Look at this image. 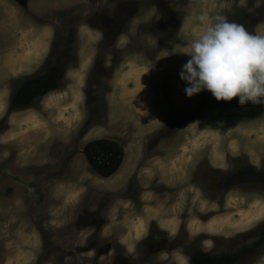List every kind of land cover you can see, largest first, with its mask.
<instances>
[{
  "label": "rangeland",
  "instance_id": "1",
  "mask_svg": "<svg viewBox=\"0 0 264 264\" xmlns=\"http://www.w3.org/2000/svg\"><path fill=\"white\" fill-rule=\"evenodd\" d=\"M164 4L181 17L179 28L169 38L166 36L169 33L154 25ZM125 6L127 10L131 7V13L124 16L127 20L120 18V24L125 21L126 28L113 42L121 57L113 66L112 76L107 82L104 80L108 89L90 94L89 99H85L83 93L88 78L85 69L95 57L101 38L100 31L89 22L88 26L78 28V50L86 53L85 63L81 71H69L72 81L69 90L46 96L45 105L39 111L27 109L9 113L6 110L11 79H21L41 65L50 50L54 32L64 40L66 30L72 26L70 19L78 22L84 19L85 13L88 12L90 18L89 13L96 11H104L108 17ZM28 7L40 19H48L50 25L27 19V10L9 0H0V264H107L110 255L98 256L95 260L94 251H74L68 236L77 238L74 228L79 209H97L102 201L101 214L107 222L101 228V238L110 242L115 239L127 249L125 251L133 253L137 249L143 252L145 239L155 224L169 234L173 231L175 235L183 234L185 247L180 252L185 256L193 247L209 249L212 244H223L226 235L228 238L249 233L260 224L264 218L263 201L232 190L226 195L227 202L222 203V192L210 190L211 177H216L202 172L208 170V164L225 170L233 164V156H248L255 163L264 160V114L254 119L235 120L198 107L197 99H202L205 91L188 97L185 88L189 85L180 78V72L190 58L184 54L188 45L206 26L198 19L200 15L207 12L213 22L216 16L222 15L238 24L242 17L254 20L259 14V24L249 27L253 34H264V0H245L244 6L240 5V0H29ZM4 15L10 20L6 22ZM66 22L69 23L66 25ZM9 28H13L12 35L7 34ZM156 43L167 44L161 52L166 56L162 61L166 62L157 68V58L149 62L145 57V48H152ZM103 48L111 64L112 55L108 51L113 45ZM164 81L173 88L170 95L178 100L183 117L176 122L177 130L167 133L172 139L160 146L163 152L153 155V149L149 153L144 147L148 136L145 133L148 129L162 127L166 105L158 106L162 110L158 121V115H153L154 123L147 118L150 108L157 111V107L151 106L156 98L154 87ZM67 94L71 96L70 102ZM100 94L108 96V122L102 121L105 110L90 111L98 104ZM93 99L95 101L89 103ZM6 115L3 125H8L9 129L1 132ZM194 115H199L200 119H188ZM117 118L121 123L115 125ZM86 121L87 137L114 139L111 135L120 134L122 140L119 138V141L129 139L122 168L108 177L94 173L84 157L76 154L85 143H76L69 150H65L64 145H53L60 136L74 137ZM144 155L152 157L146 159ZM129 185L139 193V204L123 199ZM250 198V203L242 202ZM69 224L71 234L66 231ZM248 235L245 245L257 249L258 237ZM175 238L171 235V239ZM85 239L86 236L78 238L79 243L84 245ZM205 241L212 243L208 246ZM71 248L72 255H69ZM180 252H173L169 262L174 259L175 263L184 264ZM254 252L248 264H264V256L260 258L259 251L258 255Z\"/></svg>",
  "mask_w": 264,
  "mask_h": 264
},
{
  "label": "flooded vegetation",
  "instance_id": "2",
  "mask_svg": "<svg viewBox=\"0 0 264 264\" xmlns=\"http://www.w3.org/2000/svg\"><path fill=\"white\" fill-rule=\"evenodd\" d=\"M9 1L13 2L21 9L27 10V19L29 18L36 22L45 21L44 24H49L50 21L48 19H40L35 11L29 9V0ZM134 3H137V1ZM130 8L127 10V7L125 6L119 10L117 9L115 14L108 17H106L104 11H101L100 13L96 11V13L92 15L89 13L90 18H88V12L85 13L84 19L78 20V22H75L74 19V21L70 19L72 26L66 30L67 34L65 35L64 40L60 39L58 32H54L50 50L45 55L41 65H38L36 69L28 71L27 75H22L23 77L21 79L18 78L15 79V81H13L14 78L11 79L8 86L9 97H7L6 110L8 109L9 113H20L27 109L39 111L42 105H45L44 98L46 96L61 91L62 93H65L67 90H69L68 87L72 84V81H70V77L68 76L69 71L71 69L81 71V68L85 63L84 57L86 56V53H79L78 50L80 43V39H78V28L81 29L82 25L88 26L89 22L90 25H93V28L100 31L101 38L99 39L98 45L96 46L97 53H95V57H93L92 61L85 69L86 76H88V78L86 81L87 85L83 93L85 95V99H89L90 94L95 92L103 93V89H108V86L105 85L104 80L106 79L107 82L108 78L112 76L114 70L113 66L119 62L121 57L120 53H118L119 49L115 48V43L113 42H115L116 37H118L122 31H125L126 23L125 21H122V24H120V18L121 16L124 17L129 15L131 13ZM136 8L137 7H135V10ZM166 8L167 6L164 4L162 10H159L158 21L154 25L158 30L169 33L166 35L168 36L167 38H169L172 36L173 32L179 28L181 17H179L176 12L174 13L172 9ZM3 17L6 22L7 19L10 20L8 15H4ZM123 19L127 20V17H124ZM240 20L241 21L238 24L243 25L246 30H248L250 33H253L252 27L249 26L253 23H255V25L259 24V14H257L254 20L249 16L242 17ZM67 23L69 22H66V25ZM13 28H9V32L7 34L12 35L11 30H13ZM112 45L113 49L108 51V54L110 53L109 55H112V61L110 64L106 60L107 56L103 52V47H112ZM166 46V43H156L152 48H145V57L148 58L149 62L151 61V58H157V66L154 65L156 68L162 67V63L166 62L162 61V59L166 56L161 55V52L165 51V48H167ZM166 51L168 52L169 50ZM109 88L112 90V86H109ZM154 88L155 91L153 93L155 94L156 98L153 99V103L151 102V106L152 108L157 107V111L150 108V117L147 119H150L151 122L154 123L155 117L153 115H158V121L159 116H162V110H160L158 106L165 104L166 109H164L165 111L163 116L164 122L162 127H159L158 129L157 127L148 129V133L146 132L145 135L148 134L149 137L147 136L145 139L144 147L149 153L153 149V155H160L158 152H163L160 150V146L165 145L168 140L171 141V134L167 133L169 131L177 130L176 122L178 119L183 117V112L180 111L181 109L178 100L173 99L172 95H170L173 91V88H169L166 81L163 83L160 82V84ZM77 91L80 93L82 90L78 89ZM204 91L205 93L202 95L203 98L197 99L198 107L200 106L202 108L212 109L222 118H232L235 120L254 119L255 117H259L264 114V103L253 105L251 102H249L244 106H240L238 103V98L233 99L230 102L217 101L209 91ZM144 92L147 91L144 90ZM150 96L151 99L154 97L152 94ZM164 96H166L165 100ZM67 99L68 102L71 101V96L69 94H67ZM162 99L165 101L164 103L161 102ZM93 101L95 100L93 99L91 102H88L92 103ZM96 101L98 104L95 108L90 109V111L98 109L95 112L97 113L101 112V110H105V118L102 121L105 120V122H108L110 117L108 96L103 97L100 94V98ZM65 105H71V103H65ZM98 105L100 106L99 108H97ZM115 116L116 115H114V117ZM6 118L7 115L2 120L3 127L1 132H6L9 129L8 125H3V122L6 120ZM120 118L122 120L124 116ZM190 118L196 120L200 119L199 115L188 117V119ZM60 120L61 119L58 121ZM119 121V118H117V120L114 119V124L117 125L121 123ZM128 121L132 120L129 119ZM130 125L135 126V123H130ZM121 127L122 126H119V128ZM87 132L88 124L86 121L74 137H70V135L60 136L55 139L53 145H64L65 150H69V148L73 145H76V143L78 145H80V142L85 143L83 148H77L78 150L76 154H80L82 157H84L89 169L103 177H108L109 175L119 171L120 168H122L124 161L123 159L126 157V145L127 142H129V139L125 137L123 138V141L126 140V142L119 141L118 139H121L122 137L120 134L111 135L114 137V139L103 137L91 138L87 137ZM132 132L135 133L132 135L134 137L136 135L134 128L132 129ZM74 155L70 156L69 161L74 157ZM150 157L152 156H145L146 159H149ZM232 159L233 164L226 167L225 170H222L223 167H212L207 161H205L208 164V170H204L202 172L204 173L203 175L210 173L214 174L216 179L219 178L216 180L215 178L211 177L212 181L210 184V190H213L214 193L219 194L222 192L221 195L224 196L223 199H220L222 203L224 201L227 202L226 195L232 190L240 191L246 194L248 193L252 197L257 198L259 202H264V160H260L255 163L250 161L248 156L244 155H239L236 157L233 156ZM62 166H59L58 168H61ZM140 167L141 166H139V168ZM140 170L143 172V168ZM134 174L135 176H133L135 179L138 172ZM205 178L208 179V176ZM116 196L119 197V193H117ZM138 196H140L139 193L136 192L133 187H130V185L122 195L123 199L133 201V203H138ZM111 198H113V195ZM250 201L251 198L250 200H242V202L246 204L250 203ZM102 202L97 204V209H91L90 207H81V209H79L76 219L77 221L75 223L77 227L74 228V230H76L74 233L77 234V238L74 239V235H68L71 237L70 244L72 245L71 247L74 249V251H94L96 256L95 260H97L98 256L108 254L110 255V257H108L110 261L107 264H178L175 263L174 259L172 263L169 262V260L171 259L170 256L173 252H180L185 247L184 240L181 238L183 237V234L179 232L178 235H175L176 238L173 240L171 239V235L166 230L157 227V224H155L156 226L153 227V230L150 231L146 237V245L143 252L137 249L135 253L132 251H129V253L125 251L126 248L115 241V239H113L111 242L108 239H102L100 236V231L107 222L106 217L104 216L103 218L101 214L103 209ZM71 227V224L67 225L66 227V231L70 234L72 233ZM91 228H93L92 231L89 230ZM247 234H249L248 236L255 235L256 238L258 237V243H256V246L257 244L259 246L257 249L253 246L252 248L251 246L247 248V245H245L247 242ZM84 236H86V242L83 245L79 243L81 241L78 240V238ZM177 236L181 238L180 241ZM185 236H188L187 232L185 233ZM227 236L228 235L223 237V244L219 243L217 246L212 244L209 249L193 247L192 249H189L190 251L188 250L189 254L187 253L186 256L181 252L179 255L185 259L184 264H248V262L254 257V251H257V255L259 251L258 256L260 258L264 256V218L261 220L260 224H258L253 230H250L249 233L246 232L244 234H236L234 236L229 235L228 238ZM72 248L69 252H67V254L72 255ZM161 253H166L167 258H162Z\"/></svg>",
  "mask_w": 264,
  "mask_h": 264
},
{
  "label": "clouds",
  "instance_id": "3",
  "mask_svg": "<svg viewBox=\"0 0 264 264\" xmlns=\"http://www.w3.org/2000/svg\"><path fill=\"white\" fill-rule=\"evenodd\" d=\"M240 5L244 6L245 0H240ZM198 19L206 26L188 45L184 54L190 58L180 72L189 85L187 96L207 90L217 101L238 98L240 106L264 103V34L250 33L222 15L213 22L204 12ZM204 243L210 246L212 242ZM161 256L167 258L166 253Z\"/></svg>",
  "mask_w": 264,
  "mask_h": 264
},
{
  "label": "crops",
  "instance_id": "4",
  "mask_svg": "<svg viewBox=\"0 0 264 264\" xmlns=\"http://www.w3.org/2000/svg\"><path fill=\"white\" fill-rule=\"evenodd\" d=\"M39 135H40V133H38V136H39ZM32 136H33V138H34V136H36V134H35V133H33V135H32Z\"/></svg>",
  "mask_w": 264,
  "mask_h": 264
}]
</instances>
